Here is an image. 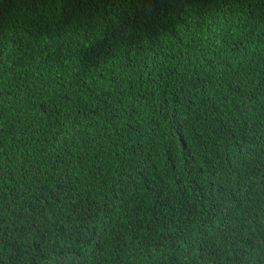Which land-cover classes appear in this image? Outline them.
I'll list each match as a JSON object with an SVG mask.
<instances>
[{"label":"trees","instance_id":"1","mask_svg":"<svg viewBox=\"0 0 264 264\" xmlns=\"http://www.w3.org/2000/svg\"><path fill=\"white\" fill-rule=\"evenodd\" d=\"M0 264H264V0H0Z\"/></svg>","mask_w":264,"mask_h":264}]
</instances>
